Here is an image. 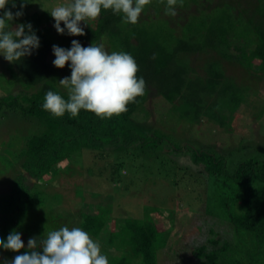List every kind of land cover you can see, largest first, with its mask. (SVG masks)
<instances>
[{
	"label": "rangeland",
	"instance_id": "obj_1",
	"mask_svg": "<svg viewBox=\"0 0 264 264\" xmlns=\"http://www.w3.org/2000/svg\"><path fill=\"white\" fill-rule=\"evenodd\" d=\"M33 2L24 9L28 18L34 13L50 15L46 10H51L60 3L67 4L70 0ZM258 3L259 0H182V3L177 5V15L174 17L165 14V6L160 0H151L145 6L136 26L141 27L143 36L148 41L147 54L151 60L160 55L167 58L174 56L171 60L177 68L178 52L183 60L187 58L193 61V65L189 62L186 66L192 70L187 76L194 79L197 77L194 71H198L199 76L206 77L207 62L221 57L219 61H223V69H226L231 77L234 76L239 86L249 88V91L234 111L227 105L233 104L230 100L222 101L221 105H227L222 111L227 118L225 121L217 116L204 114L198 121L193 122L181 119V108L184 104H180L178 99L176 104H172L152 88L154 97L132 115V120L143 134L157 127L156 131L160 136L169 137L173 147L178 144H191L217 154L218 149H226L223 154L227 155L226 152L230 151L231 156L228 157L236 159L235 162L252 155L253 158L258 156V162L264 165V149L261 150V155L255 154L256 148L264 147V72L255 66L247 67V70H251L247 72L244 66H237L223 58L220 50L212 49L211 53L207 54L196 52L192 56L190 46H184L182 43L192 32H207L211 24L217 25L216 23L223 20L224 14L231 9H234L235 13L247 7L252 10ZM25 14L13 27L26 22ZM96 21L97 18L88 23L95 25ZM43 24L51 28L48 32L59 46H68V41L53 27V18L44 16ZM82 25L85 27L87 24L82 22ZM236 26L238 31L246 32L245 23L237 22ZM73 40L82 43L75 36ZM107 41L105 39V43ZM111 47L113 45L107 44L105 50L111 52ZM251 48L252 45L247 47V50ZM231 51L236 54L240 52L235 44L232 45ZM54 59L51 52L49 60L52 62ZM22 76L23 73L14 63L0 57V97L14 94L23 88L19 81ZM66 76L68 72L64 71L63 77ZM206 101L207 99L203 105ZM42 130L44 128L36 118L26 115L20 109L4 107L0 110V200L14 178L24 173L32 192L40 193L46 200V211L52 215L49 226L53 230L65 225L70 228L80 227L83 212L96 214L100 207H103L109 211L107 226L98 236L90 237L100 244L102 253L108 258L121 254L120 250L109 243L111 230H118L129 217L149 219L165 231L162 240L164 245L160 246L157 252L158 264H209L206 257L194 256L185 259V255L206 244L210 249L222 246V237H225L224 234L230 229L226 223L230 221V215L224 205L226 189H234L237 184L232 180L228 183L226 178L233 176L234 171H225L221 178L214 171L200 174L199 163L190 152L185 153L181 149L170 151L167 143L162 147L160 143L152 142L141 148L137 147L138 143L132 145L136 147L129 148L119 143L107 146L103 152L82 146L54 165L42 179H38L30 176L26 170L24 151L27 140ZM259 173L260 171L252 172L254 181L251 184L262 183L258 177ZM238 183L237 186L241 188L240 181ZM34 210L41 214V208ZM235 210L242 211L241 203L237 204ZM56 215H62V218L54 219L53 216ZM32 218L36 223L43 221V217L37 215ZM201 226L202 229L198 228ZM211 228H215L216 233H211ZM21 234L27 245L31 237L24 232ZM211 237L222 241L217 245L210 244L208 240Z\"/></svg>",
	"mask_w": 264,
	"mask_h": 264
},
{
	"label": "trees",
	"instance_id": "obj_2",
	"mask_svg": "<svg viewBox=\"0 0 264 264\" xmlns=\"http://www.w3.org/2000/svg\"><path fill=\"white\" fill-rule=\"evenodd\" d=\"M11 10L15 12L17 9ZM237 13L240 15L238 16ZM44 16L48 19L52 18L48 13H34L29 18L25 14L27 20L24 23L30 22L37 30L41 46L30 57L15 63L19 71L23 73V76L19 78L23 88L14 94L0 97V110L4 107L20 109L26 115L36 118L44 128L38 135L27 140L24 151L25 168L30 176L42 179L54 165L65 160L82 146L103 152L107 146L119 143L128 148L136 147L132 146L136 143L139 148L152 142L160 143L162 147L167 143L170 151L181 149L185 153L190 152L199 163V170H197L200 174L214 171L221 178L225 171H234L231 178L227 174L226 181L241 183V188L236 184L235 187L233 186L234 189L232 187L229 190L226 189L224 205L227 207L231 222H226L230 229L224 234L225 237H222L224 238L222 246L211 249L207 244L198 246L186 253L185 259L198 256L206 257L209 264H264V165L258 162L259 157L253 158L251 155L248 156L249 159L247 157L235 162L236 159L228 157L230 151L226 152L227 155L223 154L226 149H218L219 154H217L191 144L181 146L178 144L173 147L169 137L160 136L156 131L157 127L143 134L132 120V115L153 96L152 88H155L159 96L172 104H176L178 99L180 104H184L181 108L183 110L181 119L193 122L198 121L204 114L217 116L225 121L227 118L222 112L224 107L228 105L231 107L229 109L234 111L239 101L248 93L249 88L239 86L234 76L228 75L226 69L222 67L223 61H219L221 57L207 62L206 77H201L198 71H194L197 75L194 79L187 76V73L192 70L187 69L186 66L189 62L193 65V61L187 58L183 60L178 52L177 68L172 64L171 57L174 56L167 58L160 55L157 59L151 60L147 54L148 41L144 38L141 27L136 26L138 22L134 25L125 24L120 16L112 14L110 10L102 11L95 25L88 23L89 25L84 27L81 22L85 34L75 37L85 47L95 43L102 44L105 49L108 44L113 45L110 48L111 52L130 53L139 66L137 75L143 76L146 81L145 93L138 97L135 103L129 104L126 112L111 119L101 120L93 113L83 110L76 118H70L67 114L62 118H54L42 109L43 97L48 90L60 91L66 95L59 85V80L64 78V71H67L70 76L71 70L67 65L63 69L56 68L49 60L52 46L59 44L48 32L51 28L43 24ZM223 18L216 23L217 25L211 24L207 32L205 30L202 34L192 32L188 39L182 41L183 45L190 46L189 49L193 51L192 56L196 52L207 54L211 53L212 49V51L220 50V55L233 64L244 66V69L255 66L264 72V0H259L257 7L255 6L252 10L247 7L235 13L234 9H231L224 14ZM214 22L215 20L212 23ZM237 22L245 23L246 32L235 28ZM16 23L17 21L13 22V24ZM61 26H64L63 23ZM62 37L68 41L66 48H70L74 36L62 35ZM105 39L108 40L107 43ZM241 40L242 44H240ZM233 44L239 49V54L231 51ZM206 45L209 47L207 48ZM250 45L252 48L247 50ZM246 71L251 72L247 69ZM205 99L207 101L203 105ZM229 100L233 104L221 105L222 101ZM258 149L256 148L255 154L261 155L264 147ZM253 171H260L258 177L262 183L251 184L254 181ZM14 179L0 200V238L6 239L14 229L30 237L41 236L46 228L49 231L53 230L49 226L52 215L51 212L46 211V200L40 196V193L32 192L24 173L18 174V177ZM226 181L222 183L226 184ZM239 203H241L242 211H234ZM34 208H41V214ZM107 214L109 215V211L103 207H100L96 214L83 212L79 222L80 227L89 235L96 237L107 226ZM33 215L43 217V221L39 223L32 221ZM61 216L56 215L53 218L60 220ZM124 221L125 224L119 225L121 229L111 230L109 243L120 250L121 254L110 256L109 264H158L157 252L160 246L164 245L162 240L165 231L162 227L149 219L129 217ZM198 228L202 229V226ZM210 232L216 233L215 228H211ZM208 241L210 244L217 245L222 240L211 237ZM18 254L0 250V258L5 260H11Z\"/></svg>",
	"mask_w": 264,
	"mask_h": 264
},
{
	"label": "clouds",
	"instance_id": "obj_3",
	"mask_svg": "<svg viewBox=\"0 0 264 264\" xmlns=\"http://www.w3.org/2000/svg\"><path fill=\"white\" fill-rule=\"evenodd\" d=\"M151 0H70L46 10L54 19L53 27L61 35L81 36V22L98 18L102 11H111L125 24H136ZM165 14L177 15L182 0H160ZM33 0H0V57L10 63L22 62L41 46L37 30L29 23L13 22L24 16V9ZM11 5V8H9ZM17 9L13 12L11 9ZM44 9V8H43ZM45 10V9H44ZM63 23V27L61 26ZM56 68L66 65L71 75L59 80L60 91L48 90L42 109L54 118L66 114L76 118L80 112L93 113L101 120L111 119L127 111L145 93L146 81L138 76L139 66L126 51L108 52L103 45L83 46L72 40L70 48L52 46ZM0 250L19 253L11 260L0 258V264H109L101 246L81 227L67 225L31 237L25 245L21 232L12 230L7 238H0ZM23 250V251H22Z\"/></svg>",
	"mask_w": 264,
	"mask_h": 264
}]
</instances>
